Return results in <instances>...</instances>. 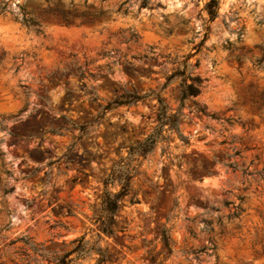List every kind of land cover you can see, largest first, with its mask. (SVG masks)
Instances as JSON below:
<instances>
[{
    "label": "rangeland",
    "instance_id": "obj_1",
    "mask_svg": "<svg viewBox=\"0 0 264 264\" xmlns=\"http://www.w3.org/2000/svg\"><path fill=\"white\" fill-rule=\"evenodd\" d=\"M207 1L0 0V264H56L81 235L102 264H264V0H219L213 19ZM176 70L202 78L184 138L138 159L99 238L102 180L154 127L155 93L180 106ZM128 93L146 96L112 104Z\"/></svg>",
    "mask_w": 264,
    "mask_h": 264
},
{
    "label": "trees",
    "instance_id": "obj_2",
    "mask_svg": "<svg viewBox=\"0 0 264 264\" xmlns=\"http://www.w3.org/2000/svg\"><path fill=\"white\" fill-rule=\"evenodd\" d=\"M219 0H208L205 4V8L208 12L209 18L213 19L217 15ZM146 0H142V4H145ZM54 13V11H48L47 15ZM63 13V12H61ZM79 13H103L100 9L98 11L90 12L83 11ZM83 17V15H79ZM60 21L64 23H69L71 19L65 14L59 17ZM88 20V18H84ZM23 22L26 24H36V20L32 17L23 18ZM173 76H180V106L172 111L169 109L164 99L159 93H155L157 98V111H156V123L152 130L142 139L135 141L127 148V153L124 156L119 157L118 160L114 161L107 175L103 178V191L100 196V209L98 215L95 217V222L97 223V236L101 238V234L110 235L112 234V226L115 220V214L119 210V204L124 196H126L131 189V179L137 173V166L139 164L138 159L140 157H145L158 143L167 142L169 134L175 131L177 135L183 139L184 136L179 131V123L182 118L181 107L183 101L188 97L196 96L200 93L202 78L199 75H192L190 72H185V70L174 71L169 78ZM126 101H112V104H122V103H133L140 100L146 96V94H135L128 93ZM197 110L205 115H209L204 107H197ZM239 151L236 150L234 154H238ZM226 165L231 167L233 170L237 169V164L235 162L227 161ZM243 173L250 174L247 168L242 169ZM259 173L264 176V170L262 169ZM118 185L119 188L116 191H112L110 186ZM138 199L131 198V202H136ZM238 209V207H235ZM238 214V211L235 212ZM223 232L220 231V234ZM161 240L165 249L170 253L172 250L171 238L169 234V228L163 227L161 229ZM75 245L67 251L56 264H67L65 258L71 253H75L73 259L88 256L92 252L97 253L98 257L95 259V264H102L105 261V256L103 255L100 247H88V241L85 239L84 235H81L73 240ZM214 248V246H212ZM205 249L201 247L199 249H192L193 254H198ZM71 259V260H73Z\"/></svg>",
    "mask_w": 264,
    "mask_h": 264
}]
</instances>
